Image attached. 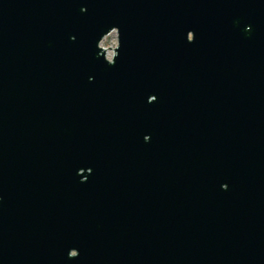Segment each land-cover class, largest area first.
Returning <instances> with one entry per match:
<instances>
[{
	"label": "water",
	"instance_id": "1",
	"mask_svg": "<svg viewBox=\"0 0 264 264\" xmlns=\"http://www.w3.org/2000/svg\"><path fill=\"white\" fill-rule=\"evenodd\" d=\"M0 264H264V0H0Z\"/></svg>",
	"mask_w": 264,
	"mask_h": 264
},
{
	"label": "rangeland",
	"instance_id": "2",
	"mask_svg": "<svg viewBox=\"0 0 264 264\" xmlns=\"http://www.w3.org/2000/svg\"><path fill=\"white\" fill-rule=\"evenodd\" d=\"M100 46L105 49L106 57L109 59L112 56L113 48L116 46V33L112 31L105 36L101 40ZM108 47L110 49H108Z\"/></svg>",
	"mask_w": 264,
	"mask_h": 264
}]
</instances>
